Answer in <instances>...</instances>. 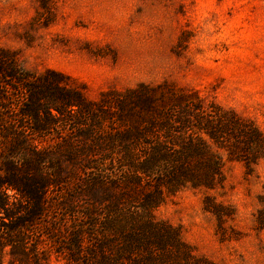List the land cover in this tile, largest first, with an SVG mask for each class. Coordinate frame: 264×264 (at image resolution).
Masks as SVG:
<instances>
[{"label": "trees", "instance_id": "1", "mask_svg": "<svg viewBox=\"0 0 264 264\" xmlns=\"http://www.w3.org/2000/svg\"><path fill=\"white\" fill-rule=\"evenodd\" d=\"M263 158L256 123L199 92L140 83L88 99L0 47V264H207L156 210Z\"/></svg>", "mask_w": 264, "mask_h": 264}, {"label": "rangeland", "instance_id": "2", "mask_svg": "<svg viewBox=\"0 0 264 264\" xmlns=\"http://www.w3.org/2000/svg\"><path fill=\"white\" fill-rule=\"evenodd\" d=\"M0 47L30 72L64 74L88 99L167 82L264 134V0H0ZM224 170L222 188L178 192L156 216L207 264H264V158ZM208 194L223 208L205 209ZM46 264L66 259L52 252Z\"/></svg>", "mask_w": 264, "mask_h": 264}]
</instances>
